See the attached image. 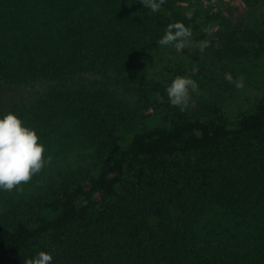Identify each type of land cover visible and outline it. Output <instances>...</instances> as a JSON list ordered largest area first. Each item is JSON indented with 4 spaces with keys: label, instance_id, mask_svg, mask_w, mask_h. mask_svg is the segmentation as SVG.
I'll return each mask as SVG.
<instances>
[{
    "label": "trees",
    "instance_id": "16d2710c",
    "mask_svg": "<svg viewBox=\"0 0 264 264\" xmlns=\"http://www.w3.org/2000/svg\"><path fill=\"white\" fill-rule=\"evenodd\" d=\"M197 2L166 0L152 13L140 0H0V117L11 112L31 130L72 121L103 154L94 174L0 219V264L41 251L51 264H264V99L235 118L214 108L148 124L109 94L30 92L130 70L168 24L200 29L208 16ZM226 38L237 54L255 44L238 29Z\"/></svg>",
    "mask_w": 264,
    "mask_h": 264
},
{
    "label": "rangeland",
    "instance_id": "374dc122",
    "mask_svg": "<svg viewBox=\"0 0 264 264\" xmlns=\"http://www.w3.org/2000/svg\"><path fill=\"white\" fill-rule=\"evenodd\" d=\"M197 3V8L206 11L208 17L199 30L190 28L192 36L187 49L180 52L174 46L161 47L156 43L135 57L130 70L96 69L65 80L39 82L31 87V94H46L66 87L71 91L109 94L141 108L142 119L148 124L180 116L197 118L209 115L214 108H220L231 118L248 112L264 99V50L259 44L264 37V0H198ZM215 16L219 18H211ZM235 29L249 32L255 41L246 54H237L236 43L226 38ZM201 41L209 43L203 53L196 47ZM225 73H231L234 79L243 76V90L226 81ZM177 76L191 78L199 86L196 92L190 90L189 104L183 112L170 105L166 92ZM153 89L162 90L164 95L156 97ZM34 131L45 149V166L19 189L0 190V219H13L36 201L51 199L65 187L94 174L101 165L103 154L99 143L76 123L58 119L39 125Z\"/></svg>",
    "mask_w": 264,
    "mask_h": 264
},
{
    "label": "clouds",
    "instance_id": "9594fccd",
    "mask_svg": "<svg viewBox=\"0 0 264 264\" xmlns=\"http://www.w3.org/2000/svg\"><path fill=\"white\" fill-rule=\"evenodd\" d=\"M140 3L152 13H157L166 0H140ZM185 15L187 19L192 17L191 12ZM191 36L190 28L183 23H170L157 43L161 47L174 46L181 52L182 49L188 48ZM196 47L203 53L209 47V43L201 41ZM224 79L237 90H243V76L234 79L231 73H225ZM198 87L193 79L177 76L166 88L170 105L178 107L182 112L185 111L190 100V90L196 92ZM44 151L36 132L23 126V122L15 114L9 112L0 118V190L12 192L29 183L45 166ZM52 259L51 254L41 251L35 258L24 260V264H51Z\"/></svg>",
    "mask_w": 264,
    "mask_h": 264
}]
</instances>
